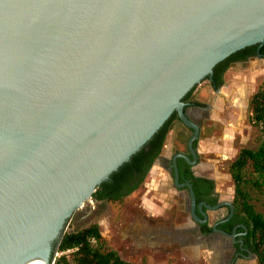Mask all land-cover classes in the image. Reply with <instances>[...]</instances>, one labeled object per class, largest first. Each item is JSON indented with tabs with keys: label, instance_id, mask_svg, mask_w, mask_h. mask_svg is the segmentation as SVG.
<instances>
[{
	"label": "water",
	"instance_id": "95a60500",
	"mask_svg": "<svg viewBox=\"0 0 264 264\" xmlns=\"http://www.w3.org/2000/svg\"><path fill=\"white\" fill-rule=\"evenodd\" d=\"M263 42L264 0H0V264H51L96 188L173 112L191 144L181 99Z\"/></svg>",
	"mask_w": 264,
	"mask_h": 264
},
{
	"label": "rangeland",
	"instance_id": "374dc122",
	"mask_svg": "<svg viewBox=\"0 0 264 264\" xmlns=\"http://www.w3.org/2000/svg\"><path fill=\"white\" fill-rule=\"evenodd\" d=\"M263 87L264 61L252 59L229 68L217 92L208 91L207 84L201 82L191 93L192 98L212 105L202 139L197 143L200 163L194 170L197 174L214 179L223 201L232 203L234 194L233 182L228 173L229 164L240 148L255 149L263 139L260 129L250 122L247 113L250 97ZM185 131L182 129L181 133ZM174 135L175 129H172L161 151L164 155L168 154L170 146L167 143H172ZM154 166L143 182L121 201L93 205L94 208L82 217L78 225L68 220L66 231L96 223L107 247L132 264H212L214 241H211L210 246L199 243V256L190 259L183 248L190 235L181 233L178 234V240L172 239L170 233L175 230L167 227L168 223L175 220L186 224L187 221L183 219L185 215L180 200L175 196L178 191L168 177L158 182V185H147ZM157 171L156 177L165 175L163 168ZM220 214L222 209L214 217ZM251 259L244 264H256V258L253 256Z\"/></svg>",
	"mask_w": 264,
	"mask_h": 264
},
{
	"label": "trees",
	"instance_id": "16d2710c",
	"mask_svg": "<svg viewBox=\"0 0 264 264\" xmlns=\"http://www.w3.org/2000/svg\"><path fill=\"white\" fill-rule=\"evenodd\" d=\"M251 47L253 48L251 53L249 51V54L238 57V52H235L225 61L227 59L246 60L248 56L255 54L254 49L257 45ZM260 52L264 53V48ZM222 62L223 60L216 64L213 71ZM220 84L222 82L218 86ZM193 89L186 96L191 95ZM247 113L250 122L260 129L263 139L255 149L240 148L228 166V173L234 186L232 200L234 217L241 220L246 228L249 249L256 258V264H264V87L258 89L250 97ZM177 122L180 120L174 112L128 161L96 188L92 198L106 202H119L133 192L145 179L160 155L169 132ZM134 173L139 175L138 182L125 193L118 194L117 187L125 181L127 183ZM240 231L242 232L243 229ZM57 252L54 264H132L107 247L96 223L65 231Z\"/></svg>",
	"mask_w": 264,
	"mask_h": 264
},
{
	"label": "flooded vegetation",
	"instance_id": "af4514ba",
	"mask_svg": "<svg viewBox=\"0 0 264 264\" xmlns=\"http://www.w3.org/2000/svg\"><path fill=\"white\" fill-rule=\"evenodd\" d=\"M248 47L249 48L245 47L236 51L238 52L237 56H245L249 54V51L251 53L253 48L251 46ZM263 48L264 42L260 46L257 45L254 49L255 54L248 56L246 60L227 59L225 61V58L217 69L214 71L212 70V74L202 80V82L207 84L208 91L217 92L222 87L224 75L229 68L252 59L264 61V53L260 52ZM220 82H222V84L218 86ZM186 95L181 99L183 103V112L197 127L195 139L189 144L195 131L193 128L185 126L179 119L180 122H177L175 125L176 127L173 128L175 129L174 139L172 143H167V146H170L168 154L164 155L163 152L160 153L153 164H160L164 169L166 178H169L173 187L178 191L175 196L180 200L179 202L185 215L183 219L187 221V223L192 224L181 229L175 228V233H187L191 236H195L197 235L196 231H199L200 234L204 235V239L206 240L205 243H207L208 246H210L211 241L218 239V248L224 257L223 264H244V262L252 260L251 258L254 256L249 249L245 226L241 220L234 217V210L230 213V208L228 206L230 202L220 199L214 179L202 174H197L194 170V167L200 163V153L197 150V143L202 139V133L206 127L205 122L208 121L209 115L212 112V105L192 98L191 95ZM175 113L177 114V112ZM182 129L186 131L181 133ZM181 155L187 157L188 161ZM174 164L176 170L174 169ZM138 176V174L134 173L127 183L125 181V183L123 182L119 185L116 189L118 191L117 193L123 194L130 187H133V185L138 182ZM186 184L191 186L194 196V213L199 219V222L195 221L191 216L192 201ZM163 193L166 194L167 192ZM102 203H106V201L92 198V200L84 205L81 211L73 214L69 222H72L73 225H78L83 219L82 217L88 215L89 210L94 208L93 205ZM200 207L206 214V219L203 218ZM221 209L222 214L214 217V214ZM214 227L226 235L220 232H214ZM241 229H243L242 232L240 231Z\"/></svg>",
	"mask_w": 264,
	"mask_h": 264
},
{
	"label": "crops",
	"instance_id": "0c3cea01",
	"mask_svg": "<svg viewBox=\"0 0 264 264\" xmlns=\"http://www.w3.org/2000/svg\"><path fill=\"white\" fill-rule=\"evenodd\" d=\"M154 167L155 168L152 170L153 172L151 171L152 174H151L149 183L147 184V185H150V186L152 185V183L153 184L157 183V185H158V182H162V180H164L166 178L165 175H161L159 177H156V175H158V171L157 170L160 169V168L162 170V166L160 164H157ZM160 178H163V179H160ZM158 179H160V180H158ZM166 195H168V193H166ZM167 227H169L170 229H174L175 230V228L181 229V228L187 227V225L185 223H182V222L180 223V222H177L175 220H171L168 223ZM189 241H188V243L186 245H184L185 247H183L185 250H187L186 256H187V258H190V259H197V257L199 256L198 252L200 250L199 249L200 246L198 244L201 243V242L205 243L206 240L204 238H200L198 236L197 237L196 236L193 237V236L190 235ZM218 247H219V241H218V239H216L214 241V245H213V255L211 253V255H212L211 258H213L212 261H211L212 264H223V262H224L223 254L220 253V250L218 249Z\"/></svg>",
	"mask_w": 264,
	"mask_h": 264
},
{
	"label": "bare ground",
	"instance_id": "6f19581e",
	"mask_svg": "<svg viewBox=\"0 0 264 264\" xmlns=\"http://www.w3.org/2000/svg\"><path fill=\"white\" fill-rule=\"evenodd\" d=\"M25 264H45V263L39 259H33Z\"/></svg>",
	"mask_w": 264,
	"mask_h": 264
},
{
	"label": "built area",
	"instance_id": "2783aa9c",
	"mask_svg": "<svg viewBox=\"0 0 264 264\" xmlns=\"http://www.w3.org/2000/svg\"><path fill=\"white\" fill-rule=\"evenodd\" d=\"M58 255V254H57ZM54 263V261H52V264Z\"/></svg>",
	"mask_w": 264,
	"mask_h": 264
}]
</instances>
